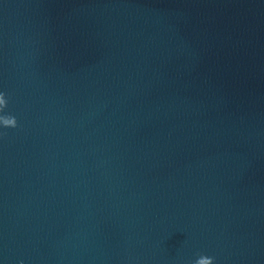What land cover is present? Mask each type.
Instances as JSON below:
<instances>
[{
    "label": "water",
    "instance_id": "water-1",
    "mask_svg": "<svg viewBox=\"0 0 264 264\" xmlns=\"http://www.w3.org/2000/svg\"><path fill=\"white\" fill-rule=\"evenodd\" d=\"M0 264H264V0H0Z\"/></svg>",
    "mask_w": 264,
    "mask_h": 264
},
{
    "label": "clouds",
    "instance_id": "clouds-1",
    "mask_svg": "<svg viewBox=\"0 0 264 264\" xmlns=\"http://www.w3.org/2000/svg\"><path fill=\"white\" fill-rule=\"evenodd\" d=\"M6 94L0 93V113L4 112V109L8 105V101L5 100ZM0 124L4 127L15 128L18 126V121L14 116L11 115H0ZM214 258H205L199 261V264H212Z\"/></svg>",
    "mask_w": 264,
    "mask_h": 264
}]
</instances>
